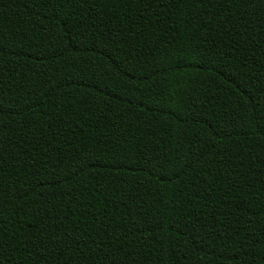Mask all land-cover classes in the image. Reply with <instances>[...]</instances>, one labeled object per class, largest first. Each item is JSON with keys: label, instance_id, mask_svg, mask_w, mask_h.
<instances>
[{"label": "trees", "instance_id": "16d2710c", "mask_svg": "<svg viewBox=\"0 0 264 264\" xmlns=\"http://www.w3.org/2000/svg\"><path fill=\"white\" fill-rule=\"evenodd\" d=\"M0 264H264V0H0Z\"/></svg>", "mask_w": 264, "mask_h": 264}]
</instances>
